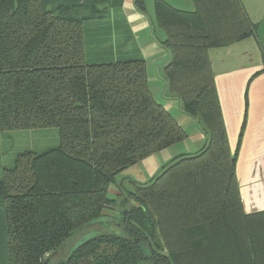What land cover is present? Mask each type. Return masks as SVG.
I'll return each mask as SVG.
<instances>
[{
    "label": "trees",
    "instance_id": "1",
    "mask_svg": "<svg viewBox=\"0 0 264 264\" xmlns=\"http://www.w3.org/2000/svg\"><path fill=\"white\" fill-rule=\"evenodd\" d=\"M122 1L0 0V132L57 127L60 137L57 147L20 152L3 168L0 264H43L55 251L48 264H264V210L244 209L239 148L230 147L209 56L255 34L258 23L241 0H194L193 11L155 0L170 53L167 95L207 141L146 183L118 184L112 197L124 170L188 137L154 98L136 45L117 52L104 39L107 49L88 59L87 25ZM135 5L146 11L145 0ZM107 210L116 226L71 253L63 246Z\"/></svg>",
    "mask_w": 264,
    "mask_h": 264
},
{
    "label": "crops",
    "instance_id": "2",
    "mask_svg": "<svg viewBox=\"0 0 264 264\" xmlns=\"http://www.w3.org/2000/svg\"><path fill=\"white\" fill-rule=\"evenodd\" d=\"M166 1L180 9H195L194 0ZM145 2L146 11L142 12L136 7L135 0H123L118 11L115 8L108 10V18L98 20V23H104L107 29H112V26L115 29L120 26L125 28L126 24L132 33L134 44L146 60L154 98L174 115L187 131L188 137L124 170L117 183L112 184L108 190L112 197L120 193L118 184L132 189L133 182L146 183L165 164L182 154L199 151L207 141L196 118L183 111L179 99L167 95L163 69L169 63L170 53L161 43L166 34L154 23L155 0ZM241 2L250 19L258 23L256 33L227 46L211 48L209 56L230 147L232 151L239 148L236 174L244 209L249 213L264 210V43L259 34L264 2ZM111 14L115 16L112 20ZM111 213L112 210L106 211L108 216Z\"/></svg>",
    "mask_w": 264,
    "mask_h": 264
},
{
    "label": "rangeland",
    "instance_id": "3",
    "mask_svg": "<svg viewBox=\"0 0 264 264\" xmlns=\"http://www.w3.org/2000/svg\"><path fill=\"white\" fill-rule=\"evenodd\" d=\"M262 1L264 2V0ZM108 10H111V8L107 7L106 12ZM114 17L115 16L113 14L110 15L111 20ZM261 17L262 20L260 21L259 34L261 37V41L264 43V16ZM107 18L108 15L105 14L103 20H106ZM99 24L100 23H96L95 25H87L90 29L91 40L94 43H89L88 59H91L93 57L94 52L100 49H107L106 46L101 45L104 39H109L108 45H112L115 51L117 52H119L123 45H125L126 48H132L135 45L134 40L130 35V32L126 30V28H122V26H120L115 29L114 26H112V29L110 31L104 30L100 32L98 30L104 29L105 27L102 26L100 28H97ZM259 57L261 58V53L259 54ZM59 143L60 137L59 129L57 127L22 129L0 132V177L2 175L3 168L13 166L18 153L26 150H32L36 153H42L50 148L57 147ZM112 212L113 213H111L110 216H115L116 213L114 211ZM109 220L110 221H104L103 224L96 223L94 225H90L88 228H82L77 230L71 238L66 240L63 246H67L68 248L66 249H68V251L70 252L80 243V240L83 237H92L105 231V227L108 229L113 224V226H116V218H111ZM55 257L56 256H54V258Z\"/></svg>",
    "mask_w": 264,
    "mask_h": 264
},
{
    "label": "water",
    "instance_id": "4",
    "mask_svg": "<svg viewBox=\"0 0 264 264\" xmlns=\"http://www.w3.org/2000/svg\"><path fill=\"white\" fill-rule=\"evenodd\" d=\"M112 217H110V216H104V217H102V218H99V219H97V220H94L93 222H91V225H94V224H96V223H103L104 221H106V220H108V221H110L109 219H111ZM93 237V236H92ZM92 237H83L81 240H80V243L75 247V248H73L71 251H70V253L73 251V250H75L79 245H81L84 241H86V240H88V239H90V238H92ZM58 254V251H55L54 253H52L47 259H46V261L43 263V264H48L53 258H54V256H56Z\"/></svg>",
    "mask_w": 264,
    "mask_h": 264
}]
</instances>
